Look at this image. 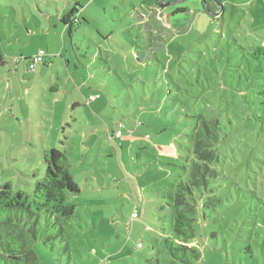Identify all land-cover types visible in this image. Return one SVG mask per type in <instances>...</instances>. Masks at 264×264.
<instances>
[{
    "label": "rangeland",
    "instance_id": "rangeland-1",
    "mask_svg": "<svg viewBox=\"0 0 264 264\" xmlns=\"http://www.w3.org/2000/svg\"><path fill=\"white\" fill-rule=\"evenodd\" d=\"M219 1L217 10L210 5L214 15L199 0H162L164 7L155 0L81 1L77 29L72 40L66 31L62 53L83 64L79 76L88 77L85 90L98 95L93 99L99 103L95 118L84 108L77 114L83 124L75 127L98 130L81 152L75 135H69L71 107L62 124L64 108L53 109L48 88L42 96L36 88L30 89L36 97L21 94L26 82L15 69L22 46L6 34L17 23L24 29L25 16L32 27L36 18L48 26L37 3L46 13L52 8L42 0H0V56L6 62L0 68V185L9 183L30 195L44 172L43 151L53 140L80 188L78 196L67 198L79 220L64 234L67 244L59 237L45 244L44 235L50 232L39 230L33 244L39 264H148L153 257L165 259L170 208L155 192L168 189L182 174L178 165L193 127L190 115L199 107L215 114L218 106L228 129L223 145L228 168L235 167L227 177L239 183L243 194L235 204L242 232L237 239L227 233L225 238H196L201 260L195 264H264V106L251 103L242 110L246 101L264 98L257 94L264 81V56L259 63L249 56L252 48H264V0ZM179 6L188 10L172 13ZM44 36L38 33L29 41L27 34L21 44L42 45ZM20 63V70L28 73L22 59ZM248 116L246 129L242 119ZM112 129L123 134L120 140L110 138ZM205 224L208 229L217 222L208 219Z\"/></svg>",
    "mask_w": 264,
    "mask_h": 264
},
{
    "label": "trees",
    "instance_id": "trees-1",
    "mask_svg": "<svg viewBox=\"0 0 264 264\" xmlns=\"http://www.w3.org/2000/svg\"><path fill=\"white\" fill-rule=\"evenodd\" d=\"M199 2L208 13H213L211 4L216 10L220 8L219 0ZM187 10V7L179 6L172 13ZM63 23L67 25L68 37L72 40L79 19L73 16V11H69ZM249 56L259 63L264 56V48H252ZM257 94L264 96V81ZM231 103L234 108L238 107L236 101ZM251 103L264 106V98L257 103L246 101L242 110L246 111ZM198 109V112L190 115L193 127L186 135L187 145L181 156L182 163L178 165L182 174L179 172L174 177L168 189L155 192L170 208L171 232L163 236L166 258L153 257L148 264H195L201 260L196 238H207L209 235L225 238L226 233L231 239L241 237L239 224H242V218L235 204L241 201L243 194L239 183L227 177L230 172H235V167L228 168L227 160L230 158L223 146L228 138L221 112L223 109L221 106L214 107L215 114L207 107ZM249 119V116L242 119L246 129L250 128ZM231 160L235 161L236 158L232 157ZM42 164L44 172L42 170L41 177L34 182L30 195L15 191L9 183L0 185V264H39L33 244L40 229L44 233L50 232V235H44L47 240L45 244H52L50 238L55 237L67 244L64 234L72 228L76 218L74 205L67 198L78 194L79 185L73 181L66 157L60 150H44ZM208 219L217 222L215 227L204 228ZM78 222L76 218L75 224ZM198 225L203 229L199 230ZM245 248L252 251L250 244Z\"/></svg>",
    "mask_w": 264,
    "mask_h": 264
},
{
    "label": "crops",
    "instance_id": "crops-1",
    "mask_svg": "<svg viewBox=\"0 0 264 264\" xmlns=\"http://www.w3.org/2000/svg\"><path fill=\"white\" fill-rule=\"evenodd\" d=\"M45 1L46 5L52 8V13H46L44 8H42V3H37V8L39 10L38 13L40 15H44V22L48 23V26H44L40 22V18H36V24L34 27H32L28 23L27 16L24 17V29L22 25L18 24V20L15 22L17 23V28L15 30L6 29V34L13 36V39L17 41L19 45L22 47L19 49L20 53L18 57H21L23 64L26 67L27 72H22L20 70V66L22 64L20 63V60L16 59V64L18 65V69H15L16 75L20 77V80L24 85L22 87V95L27 97L28 95L32 97H36L37 93L30 92V89L36 88L42 96L44 94V91L48 88V100L51 101V103L54 105L53 109L56 110V108L59 106H63L64 108V114L62 119V124L67 122L66 113L69 114V111L73 113L71 115V119H73V122L71 123V128L69 135H75L78 149L81 152L87 151L88 147H90V142L92 141V136L98 133V130L96 129V132L93 130L88 131L85 127L79 130L77 127H75V124H83L79 122L77 119V114H79V108L86 109V112L91 116V118H95L96 113V107H98L99 103H96L95 100L88 102V97L97 94L96 92H90V90H85V82L88 81V77L79 76V68L83 65L81 61H78L80 65H76L74 61L71 60V55L69 53V56L67 57L66 54L62 56L63 51H66V31H67V25L63 23V18L69 11H73V16L77 19H79V15L82 14V7L80 6V3L82 0H42ZM61 6V8L59 7ZM2 10V9H0ZM46 13V14H45ZM34 16V15H33ZM18 18V17H17ZM22 32V33H20ZM38 33L45 34L44 37H46V42H44L42 45L35 43L32 45H28V43L21 44L23 41V37L27 34H30L29 41L34 38L31 36L38 35ZM2 36L4 34L0 33V45L3 43ZM73 43H71V47H73ZM39 49H43L46 51V56L44 58V63H40L34 67V70H29L27 68V61L33 55L36 53ZM65 49V50H64ZM60 54L61 56L56 57V55ZM78 60V57H75ZM0 68H3L6 66V62L4 60V57L0 56ZM73 63V67L72 66ZM73 69V71H71ZM11 71V70H10ZM76 72V73H75ZM78 76V78H77ZM76 78V79H75ZM81 82H79V81ZM11 80H8V87L7 90H10L11 87ZM50 86V87H49ZM52 86V87H51ZM52 88V89H51ZM9 95V92H6L5 98H7ZM71 107V110L68 108ZM80 115V114H79ZM98 118V117H97ZM108 132V130H106ZM117 131V130H116ZM111 134L109 135L110 138H115L117 140H120L122 138V133L120 136H117L114 134V129H112ZM109 133V132H108ZM107 135V133L105 132ZM74 139L73 137H70L69 140ZM91 139V140H90ZM94 143V141H93ZM75 144V143H74ZM54 147V141L51 140L47 143L46 149L53 148ZM68 168H70L69 160L66 159ZM117 187V186H116ZM77 195L73 196L76 197ZM71 197V198H73Z\"/></svg>",
    "mask_w": 264,
    "mask_h": 264
},
{
    "label": "built area",
    "instance_id": "built-area-1",
    "mask_svg": "<svg viewBox=\"0 0 264 264\" xmlns=\"http://www.w3.org/2000/svg\"><path fill=\"white\" fill-rule=\"evenodd\" d=\"M45 54L46 53H45V51L43 49H39L36 53L31 55V57L28 60V69L34 70L35 65L41 63L44 60ZM97 97H98V95H95V96L92 95V96L88 97L87 100L91 101V100H93L94 98H97ZM118 127L119 128L121 127L120 123L118 124ZM116 135L120 136L121 132L119 130H117L116 131ZM137 246L140 247L141 244L139 243Z\"/></svg>",
    "mask_w": 264,
    "mask_h": 264
},
{
    "label": "water",
    "instance_id": "water-1",
    "mask_svg": "<svg viewBox=\"0 0 264 264\" xmlns=\"http://www.w3.org/2000/svg\"><path fill=\"white\" fill-rule=\"evenodd\" d=\"M156 3H157L158 6H160V7H164V6H165V4L162 2V0H157ZM219 7H220V5H219ZM212 15H214V13H213Z\"/></svg>",
    "mask_w": 264,
    "mask_h": 264
}]
</instances>
